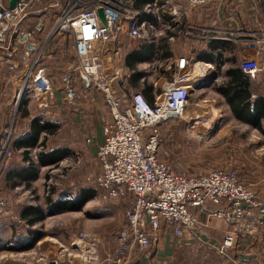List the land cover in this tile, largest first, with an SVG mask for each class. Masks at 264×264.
<instances>
[{
  "label": "crops",
  "instance_id": "obj_1",
  "mask_svg": "<svg viewBox=\"0 0 264 264\" xmlns=\"http://www.w3.org/2000/svg\"><path fill=\"white\" fill-rule=\"evenodd\" d=\"M11 1L0 0V3L10 8ZM165 1L167 0H159V3L164 4ZM171 1L173 5L168 6L169 9L183 2V0ZM148 3L150 2L137 0L135 5L137 9H143ZM150 19L149 15L143 14L140 21ZM38 20L39 18L34 16L31 21L37 23ZM174 20L170 15L164 14L163 21L171 29L158 26L161 32L157 37L151 38V41L125 36L106 46L112 47L113 51L103 52V60L120 67L124 75L122 82L115 83L117 95L125 99L135 91L143 93L145 86H151L149 95L151 100H154L165 85L172 81L176 59L187 57L194 73L193 78L188 82L191 90L190 98L208 97L213 90L217 97H214L210 103L217 104L222 110H216L211 114L202 111L186 112L183 117L184 122L190 124L199 120L197 124L201 120L202 123L206 121L215 131L227 122L233 123L237 125L233 134L239 139L240 137L246 139L250 131L258 138L259 143L250 144L249 149L253 147L259 152H264V135L251 124L237 119L227 99L217 91L218 87L224 86L233 76L238 75L241 79L237 80L241 85L240 90L249 94L253 104L257 99L264 98V73L257 80L247 78L246 81L242 76L241 63H238L235 56L240 55L242 61L246 58L264 61V0H215L203 8L201 15L193 12L183 17L182 21ZM44 22L38 52L43 46L42 58L46 61V66L50 67L48 76L56 91L55 101L49 106H42V103L34 97L27 99L20 107L14 105L16 94L24 84L25 68L24 65H20L18 69L11 67L0 51V146L9 141L14 154L3 180L14 192L18 189L28 191L41 179L47 182L48 174L44 175L45 170L52 167L74 168L80 160L85 164L87 172H94V175L83 178L85 182L90 183H87L83 188L85 190L79 195L73 191L59 194L57 199L59 206L56 207H65L62 212L82 211L84 207L75 210L79 206L77 202L81 195L82 198L87 197L85 204L99 198L100 195V190L93 180L95 174L99 172L97 146L103 142V122L110 118V115L102 98L93 92L86 95L80 92L81 97L74 103L66 104L62 101L63 78L68 72L67 66L72 62L71 54L75 45L71 39L60 35L50 36L55 22L54 17L48 16L44 18ZM32 27L28 24L26 29ZM153 58L156 60L153 61ZM229 72H233L230 77ZM246 82L247 86L243 84ZM199 103H208V98L200 99ZM178 120L180 119L168 123ZM253 121L263 124L264 120L254 118ZM167 124L159 127V133ZM42 127H46L48 131L54 130V134H50ZM45 138L47 140L44 151L46 150V153L54 151L58 158L65 153L64 157L51 166L40 162L31 165V162L25 158L26 151L42 145ZM87 139H91L92 142L88 144ZM239 145L241 146V143ZM160 155L161 148L158 152L159 159ZM260 155V158L251 157L255 161L251 159L247 168L240 163L232 162L231 165L221 169L235 171L246 186L257 195L264 196V153ZM210 171L187 176L205 175ZM75 177L81 179L78 172L75 173ZM53 203L54 201L49 202L50 206ZM106 204L107 213L104 214H111L109 210L115 205L120 208L118 212L126 216V210L131 205V197L127 196L122 200ZM23 212L24 210L21 215ZM211 212L212 209L208 208L200 213L199 228L182 235H176L171 224L164 225L157 242L153 243L146 252H141L136 246H128L120 251L126 255L127 264H264V221L257 224L252 233L238 234L234 245L221 251L226 236L234 232V227L222 219L211 216ZM21 221L24 224L26 222L20 219ZM26 225L24 236L15 237L16 241L23 245L22 247H27L35 234L39 233L36 231V225L32 227L27 223ZM40 234L42 236L37 241L39 243L47 239L44 238L47 237L46 234ZM54 237L57 238L52 239L55 245L63 243L61 237ZM93 238L102 242L99 253L101 259L114 248L118 249L116 241L105 242L101 235ZM76 241L78 245V239ZM181 252L184 255L179 257L178 254Z\"/></svg>",
  "mask_w": 264,
  "mask_h": 264
},
{
  "label": "built area",
  "instance_id": "obj_2",
  "mask_svg": "<svg viewBox=\"0 0 264 264\" xmlns=\"http://www.w3.org/2000/svg\"><path fill=\"white\" fill-rule=\"evenodd\" d=\"M213 1L183 0L171 9L168 8L173 5L171 0L164 4L153 0L143 9H137V0H18L13 9L0 3V51L11 67L18 69L24 65L26 72L23 87L14 99L16 107L31 97L42 106L55 101L56 91L48 76L50 67L42 58L43 46L38 52L44 18L50 16L55 20L50 36L60 35L75 45L72 62L63 78L62 101L74 103L81 97L80 92L85 95L93 92L102 98L109 111L110 118L105 119L102 127L103 142L97 146L99 172L93 180L102 201L131 197L126 210L127 224L116 240L119 251L128 246L148 251L166 224L173 226L176 235L196 230L199 214L208 208L212 209L211 216L234 227L221 251L231 248L238 234L252 233L264 221V196L246 186L235 171L215 169L191 177L174 171L158 157L159 127L184 117L189 107L188 82L194 73L188 58L176 59L172 81L155 96L153 103L140 91L121 99L115 83L123 81L122 70L103 60V52L113 51L106 46L121 37L151 41L161 32L158 26L171 29L163 21L164 14L182 21L193 12L201 15L203 8ZM100 8L104 10L106 23L98 15ZM143 14L151 19L140 21ZM34 16L39 18L37 23L31 21ZM28 24L33 26L29 30ZM240 68L247 78L257 80L264 73V61L246 58ZM91 142L87 139L88 144ZM40 149L31 150V159L37 160ZM12 158L7 141L0 146V171L8 170ZM46 184L49 195L54 184L51 176ZM88 243L89 250L94 252L92 257H84L81 264H127V257L119 255L118 250L101 259L99 239L89 238ZM73 246L80 247L76 243ZM40 261L39 264H64L57 257Z\"/></svg>",
  "mask_w": 264,
  "mask_h": 264
},
{
  "label": "rangeland",
  "instance_id": "obj_3",
  "mask_svg": "<svg viewBox=\"0 0 264 264\" xmlns=\"http://www.w3.org/2000/svg\"><path fill=\"white\" fill-rule=\"evenodd\" d=\"M235 56L240 64L242 61L241 56L238 54ZM214 93L212 90L209 93L210 96L207 94L208 97L203 96L197 99L196 96H193L190 98L187 112L202 111L211 114L216 110L221 111V107H217V104L210 103L214 100V97H217ZM205 98H208V103H199L200 99ZM184 120L185 118L182 117L178 121L168 123L162 128L160 133V160L180 174L196 175L214 169L225 168L231 165L232 162L234 164L240 163V165L247 168L250 165L251 157L260 158V153H264L257 151L253 147L249 149L250 144L256 143L257 145L259 143L258 138L253 135L252 131L248 132L246 139L242 137L239 139L238 136L233 134L237 127L233 123L227 122L215 131L206 121L202 123L201 120L196 124L199 121L197 120L187 124ZM239 143H241V146ZM239 148L240 150L238 151ZM68 169L62 167L58 170H45L44 175L48 174L51 176L54 183L52 187H54L55 191L50 198L55 204L53 203L51 206L47 202L49 197L48 188L44 179H41L28 191L18 189V191L14 192L3 180L6 171L0 172V229H2L0 232V239H2L0 240L2 243L0 248L5 246V244H8L10 248L8 250L0 249V264H39L41 259L52 257L60 258L64 264H69L70 262L81 264L84 257H92L91 254L94 252L89 250V238L101 235L105 242L117 240L121 233L120 231L124 229L123 226L127 224L126 216L119 213L120 208L115 205L109 210L111 214H104L107 213L105 204L109 203V201H102L99 198L94 199L88 204H82V207H84L82 211L62 212L65 207H56L59 206L57 200L59 194L64 191L71 193L73 191V193L79 195L81 191L85 190L83 188L87 186V183H90L85 182L83 178L94 175V172H87L86 166L82 161L76 167ZM76 172L80 174L81 179L75 177ZM106 206L108 205L106 204ZM27 207H40L43 211L45 218L35 228L37 232L43 235L46 234L47 237L44 238L47 239L41 243L37 242L34 245L35 247L30 250H20L16 248L20 245L16 238L20 235L24 236L27 225L26 222L25 224L22 221L20 222V215ZM88 214L92 216L90 217ZM54 236L62 238L61 241L63 243L59 244L60 247L58 244H54L55 241L52 239H57ZM69 239L71 240L69 241ZM77 239L83 240L79 243V249L76 246L72 248V244ZM54 246L57 248L54 249ZM112 246L114 247L113 243ZM116 250L118 249L114 248L111 252ZM57 251L58 253H56ZM118 254L126 257L119 250ZM178 255L181 257L184 254L181 252Z\"/></svg>",
  "mask_w": 264,
  "mask_h": 264
},
{
  "label": "trees",
  "instance_id": "obj_4",
  "mask_svg": "<svg viewBox=\"0 0 264 264\" xmlns=\"http://www.w3.org/2000/svg\"><path fill=\"white\" fill-rule=\"evenodd\" d=\"M152 1L153 0H140V2H152ZM232 73L233 72H229L228 76L230 77L232 75ZM242 76L244 77V79L246 81H248L247 76H245L244 74ZM238 79H240V77L238 75H235V77L233 76V78H231L227 84H225L224 86L218 87L217 91L227 99V102L230 105L231 110L237 119H239L243 122H246L248 124H251L259 132H261V134L264 135V121H263V124H260L259 122L253 121L254 118H256V119L259 118V119L264 120V98L263 99H257L256 102H254V104H253L250 101L249 94H246V92H244L243 90H240L241 85L237 81ZM243 84L245 86H247V82L243 83ZM145 87H146L145 91L142 94L150 103H153L154 100H151L152 98L149 95V93H151L152 87L151 86H145ZM42 129L47 130V132H49L50 134H54V130L48 131V129L46 127H42ZM46 140H47L46 138H45V140H43L42 145L34 147V148H38V147L41 148L40 151L37 153V160L36 161L31 159V157H30L31 150L26 151L25 158L29 162H31V165L36 164V163L38 164V162H40L43 165L51 166V165L57 164L59 162L60 158L64 157L65 153H62L60 158H58L56 156V154H55L56 152H54V151L51 153L50 152L46 153V150L44 151ZM9 167H10V165H9ZM0 172H2V171H0ZM49 177L50 176L47 175L46 178L49 179ZM54 191H55L54 187H51L50 193L48 195L49 196L48 197L49 202H52V199L50 198V196H52V194H54ZM82 196L83 195H81V197L79 198V200L77 202L79 204V206L75 210L82 208V204H84L86 202L87 197L82 198ZM73 207H75V205H73ZM88 216H91V215L88 214ZM44 218H45V215H44V213L40 207L27 208L23 212V214L21 215V219L26 221V223L30 227L35 226L38 223H41ZM41 236L42 235L40 233H37V234H35L34 239L30 243L27 244V247H22L23 245H19L16 248L20 249V250L31 249V248H33V246L35 245V243L39 240V238ZM0 245H2L1 241H0ZM8 248H9V245L5 244V246H1L0 249L8 250Z\"/></svg>",
  "mask_w": 264,
  "mask_h": 264
},
{
  "label": "water",
  "instance_id": "obj_5",
  "mask_svg": "<svg viewBox=\"0 0 264 264\" xmlns=\"http://www.w3.org/2000/svg\"><path fill=\"white\" fill-rule=\"evenodd\" d=\"M17 2H18V0H12L10 2V8L13 9ZM98 15H99L100 19L102 20V22L106 23L105 16H104V10L102 8L98 9Z\"/></svg>",
  "mask_w": 264,
  "mask_h": 264
},
{
  "label": "bare ground",
  "instance_id": "obj_6",
  "mask_svg": "<svg viewBox=\"0 0 264 264\" xmlns=\"http://www.w3.org/2000/svg\"><path fill=\"white\" fill-rule=\"evenodd\" d=\"M78 241H79V243L82 242V240H80V239H78ZM79 243H78V244H79Z\"/></svg>",
  "mask_w": 264,
  "mask_h": 264
}]
</instances>
